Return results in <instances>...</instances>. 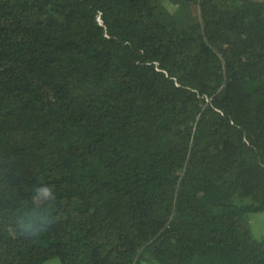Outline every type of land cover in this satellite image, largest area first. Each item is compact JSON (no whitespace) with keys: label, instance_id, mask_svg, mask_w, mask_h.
<instances>
[{"label":"trees","instance_id":"obj_1","mask_svg":"<svg viewBox=\"0 0 264 264\" xmlns=\"http://www.w3.org/2000/svg\"><path fill=\"white\" fill-rule=\"evenodd\" d=\"M173 1L0 0V264H264V0Z\"/></svg>","mask_w":264,"mask_h":264},{"label":"rangeland","instance_id":"obj_2","mask_svg":"<svg viewBox=\"0 0 264 264\" xmlns=\"http://www.w3.org/2000/svg\"><path fill=\"white\" fill-rule=\"evenodd\" d=\"M160 5L165 9L167 16L178 17L179 13H182L180 7L173 0H157ZM196 9H193V14ZM185 16L183 15L182 18ZM136 72L138 74H145L149 79L153 88V96L151 100L150 113L154 115L155 120L150 122L154 123L156 121H162L165 119L166 111L164 109L165 103L167 102V97L170 94V88L163 77L156 75L153 76L151 70H147L143 67H137ZM111 138L119 137L120 133L116 134L113 130ZM118 132V131H117ZM229 135L236 137V131L230 130ZM176 152L174 150H154L142 151L140 149H134L131 152V159L133 163L138 164L142 169L149 173L157 171L158 169H163L168 166L171 161L176 159ZM217 224H221L220 220H216ZM247 224L250 237L253 240H258L264 237V209H259L257 211L249 212L247 214ZM45 264H59L57 258L49 259ZM140 264H155L153 259L149 255H145ZM245 264H252L249 261Z\"/></svg>","mask_w":264,"mask_h":264},{"label":"crops","instance_id":"obj_3","mask_svg":"<svg viewBox=\"0 0 264 264\" xmlns=\"http://www.w3.org/2000/svg\"><path fill=\"white\" fill-rule=\"evenodd\" d=\"M152 71V70H151ZM153 73H154V77L156 76V75H159V76H161L159 73H156V72H154V71H152ZM162 77V76H161Z\"/></svg>","mask_w":264,"mask_h":264},{"label":"clouds","instance_id":"obj_4","mask_svg":"<svg viewBox=\"0 0 264 264\" xmlns=\"http://www.w3.org/2000/svg\"><path fill=\"white\" fill-rule=\"evenodd\" d=\"M45 195H48L47 190H45Z\"/></svg>","mask_w":264,"mask_h":264}]
</instances>
